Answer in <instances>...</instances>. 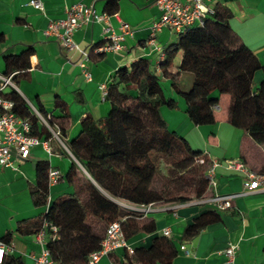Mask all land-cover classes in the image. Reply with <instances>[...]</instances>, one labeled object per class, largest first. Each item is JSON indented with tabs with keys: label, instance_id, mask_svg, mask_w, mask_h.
<instances>
[{
	"label": "crops",
	"instance_id": "0c3cea01",
	"mask_svg": "<svg viewBox=\"0 0 264 264\" xmlns=\"http://www.w3.org/2000/svg\"><path fill=\"white\" fill-rule=\"evenodd\" d=\"M28 1L0 0V73L6 74V55L31 49L27 73L17 76L13 80L14 85H8L4 90L14 89L42 114L46 112L62 116V108H66L68 127L65 140L77 135L79 123L86 114L97 119L108 113L107 86L118 68L129 66L133 60L141 57L149 59L155 68L160 51L176 40V34L163 28L157 34L156 45L147 43L151 23L159 16L154 0H117V9L113 13L106 11L108 0H41L43 12L28 4ZM79 1L92 4L96 12H107L108 21L116 31H119V20L127 22L132 29L125 36L121 50L90 55L87 61L90 79L85 78L78 64L79 54L66 52L58 41L46 37L43 32L50 19L64 16L65 6ZM205 1L210 6L216 5L230 12V28L259 60L261 67L253 75L255 88L264 79V0ZM103 25V22L82 25L74 31L73 38L86 48L96 45L103 39ZM179 62L178 55L169 71L176 73L179 88L191 90L194 87L193 74L177 72ZM161 85L164 95L176 100V107L160 108L167 128L184 137L192 149L203 151L210 161L217 163V193L237 195L231 199L230 207L218 210L220 220L208 224L192 238L184 237L185 225L193 216L212 207L211 204L200 199L183 203H148L149 210H138L143 215L137 220L145 222L153 218L155 230L140 231L127 238L134 249L133 253L117 248L110 255L101 257L98 264H124L127 261L130 264L146 263L155 253L148 250L152 238L162 235L164 227L170 228V239L177 250L170 264H223L222 250L229 243L237 246L236 264H264V189L245 192L243 174L226 165L227 160L240 159L253 170L264 171V144L255 142L243 129L228 123V94L219 95L214 123L196 125L188 118L186 103L171 87L170 79L162 77ZM212 95H216V92H212ZM47 139L49 151L40 144L34 145L28 158L20 161L15 168L0 165V241L10 246L0 264H33V255L41 250L44 238L38 237L34 230L47 205H35L31 195L36 184L35 164L38 160H47L49 168L60 173L57 182L48 186L49 201L77 189L83 200L85 195L79 188L86 177L114 202L129 208L139 207L126 199L114 198L102 189L74 157L63 139L53 134ZM72 161L79 166L77 175L82 179L75 184L65 178ZM62 208L68 216V224L77 222L81 217L80 209L73 201H64ZM120 218L125 220V216ZM5 237L9 242L5 241ZM52 264L57 263L53 261Z\"/></svg>",
	"mask_w": 264,
	"mask_h": 264
},
{
	"label": "trees",
	"instance_id": "16d2710c",
	"mask_svg": "<svg viewBox=\"0 0 264 264\" xmlns=\"http://www.w3.org/2000/svg\"><path fill=\"white\" fill-rule=\"evenodd\" d=\"M116 9L117 0H108L106 11L113 13ZM229 16L227 9L214 5L203 25L176 33V40L164 48L158 73L150 60L143 57L133 60L129 66L118 68L107 86L108 113L97 119L86 114L79 123L77 135L71 140L64 139L68 127L67 109L62 108V116L44 112L49 114L48 124L58 128L60 138L74 157L110 196L142 206L148 203H183L213 193L206 177L210 159L203 151L192 149L184 137L168 129L160 113L162 106L176 107V100L163 93L162 77L170 79L171 87L186 103L188 118L196 125L214 123V106H218L219 95L228 94V123L243 129L255 142L264 144V79L253 87V75L261 64L232 31L228 24ZM30 53L29 48L20 54L4 57L6 74L15 72L12 81L27 73ZM178 55L177 72L193 74L194 87L188 91L177 86L176 73L169 71ZM214 91L216 95H212ZM2 95L12 100L13 111L29 122L31 134L41 138L51 135L17 91L3 90ZM158 154L165 156L180 173L199 168L200 176L192 182L191 195H170L165 184L160 182ZM198 157H202L203 162H198ZM35 169L32 201L37 206L47 205V209L40 216L34 232L40 229L46 232L45 246L52 262L86 264L88 254L99 248L108 224L121 219V216H125L120 224L126 239L140 231L155 230L153 218L145 222L137 220L143 215L141 211L107 198L86 177L79 188L85 195L83 200L77 189L49 201L48 161L38 160ZM78 170L79 166L72 161L65 178L73 184L82 180L77 175ZM169 170L173 173L172 168ZM66 200L73 201L81 212V217L73 224L67 223L68 216L62 208ZM220 218L218 209L213 206L206 208L185 225L183 235L192 238ZM50 225L56 227L53 237L49 235ZM7 240L5 237L9 242ZM148 250L155 253L144 264H170L177 252L173 240L163 234L152 238Z\"/></svg>",
	"mask_w": 264,
	"mask_h": 264
},
{
	"label": "built area",
	"instance_id": "2783aa9c",
	"mask_svg": "<svg viewBox=\"0 0 264 264\" xmlns=\"http://www.w3.org/2000/svg\"><path fill=\"white\" fill-rule=\"evenodd\" d=\"M159 10V16L153 20L147 37V43L156 45L157 34L167 28L170 32L176 34L188 27L203 25L205 17L212 12V7L205 0H154ZM28 4L35 9L43 12L41 0H29ZM109 14L107 12H96L92 4H86L81 1L74 2L65 6L64 16L62 18L50 19L44 29L46 37H52L61 45L66 52H76L79 54L78 64L86 79L91 78V73L87 66V61L91 54L100 55L107 52H117L122 49L125 36L132 32L130 25L119 20L118 30L116 31L108 21ZM90 22H103L102 27L103 39L100 43L91 47H83L73 38L74 31ZM164 58V51H160L159 61L155 67L156 71H160L159 62ZM12 73H0V165L16 167L17 164L28 158L31 148L34 145H42L47 151L50 150L47 138H41L30 133L29 122L13 111V101L3 97L2 91L8 85H14L12 81ZM105 93V91H104ZM30 111L38 118L39 122L44 124L58 139V128L49 125L47 117L49 114H42L37 108L28 104ZM218 106H214L217 109ZM203 162L202 157L196 159ZM217 163L211 161L206 170L208 187L211 188L212 194L201 198V202L211 204L218 210L230 207L231 199L237 193L219 194L216 190L215 167ZM228 168L240 171L244 176V191H252L264 189V172H258L250 168L240 159H234L226 162ZM60 178V173L54 168L48 169V184L55 183ZM136 210H149L147 206L132 207ZM121 219L111 221L106 230L104 237L100 242L98 249L91 251L86 260V264H98L103 256L110 255L117 248H124L128 253H133L134 249L128 244L122 230ZM44 225H46L44 223ZM50 236H54L56 227L50 225ZM164 236L170 237L171 230L164 227L161 230ZM38 237L42 239L41 250L33 255V264H52V259L48 248L45 246L47 234L44 229L37 232ZM44 240V242H43ZM9 244L0 241V261L3 254L9 249ZM181 248H184L181 245ZM222 253L224 255L223 264H236L235 257L237 254V246L233 243L227 244ZM114 264V263H111Z\"/></svg>",
	"mask_w": 264,
	"mask_h": 264
},
{
	"label": "rangeland",
	"instance_id": "374dc122",
	"mask_svg": "<svg viewBox=\"0 0 264 264\" xmlns=\"http://www.w3.org/2000/svg\"><path fill=\"white\" fill-rule=\"evenodd\" d=\"M255 84V81L253 82ZM168 127V126H167ZM158 167L161 173L160 182L164 183L170 191V195L176 194H192V182L200 175L197 169H191L185 173H180L177 168L172 167V164L167 161L166 157L158 154ZM172 168L173 173L169 169Z\"/></svg>",
	"mask_w": 264,
	"mask_h": 264
}]
</instances>
